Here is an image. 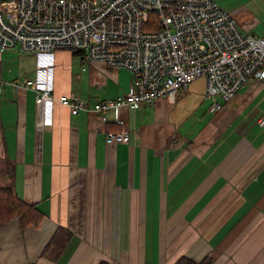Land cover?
<instances>
[{"label":"crops","instance_id":"1","mask_svg":"<svg viewBox=\"0 0 264 264\" xmlns=\"http://www.w3.org/2000/svg\"><path fill=\"white\" fill-rule=\"evenodd\" d=\"M216 1L244 32L264 37V0ZM14 49L0 46V184L45 215L25 229L17 216L0 223V264H155L146 247L155 233L158 264L182 256L264 264V81L248 82L228 101L216 98L217 110L206 90L195 94L189 84L174 100L113 107L104 121L56 101L42 126L35 93L23 86L36 56L28 70L14 72L1 58ZM133 77L83 52H56V96L118 99ZM119 117L128 138L109 143L107 134L122 129ZM59 226L73 237L53 260L42 251Z\"/></svg>","mask_w":264,"mask_h":264},{"label":"built area","instance_id":"2","mask_svg":"<svg viewBox=\"0 0 264 264\" xmlns=\"http://www.w3.org/2000/svg\"><path fill=\"white\" fill-rule=\"evenodd\" d=\"M0 46L36 56L34 73L23 86L35 93L42 126L51 122L56 101L73 113L92 109L104 121L113 107L174 100L198 78H206L205 97L214 99V110L223 105L216 98L228 101L248 82L264 81V37L244 32L216 0H0ZM60 48L130 70L134 80L127 93L94 104L77 94L56 96ZM5 83L0 73V94ZM117 122L122 129L107 134L109 143L128 138L124 120ZM259 123L264 125V118Z\"/></svg>","mask_w":264,"mask_h":264},{"label":"trees","instance_id":"3","mask_svg":"<svg viewBox=\"0 0 264 264\" xmlns=\"http://www.w3.org/2000/svg\"><path fill=\"white\" fill-rule=\"evenodd\" d=\"M221 6V5H220ZM222 7V6H221ZM223 8V7H222ZM229 11V10H227ZM232 12V11H229ZM77 52H83L77 49ZM45 213L37 203L26 202L14 188L0 184V223L8 222L17 216L23 229L34 224L39 225ZM72 232L64 226H59L42 251V256L58 260L68 248L72 240ZM212 258L206 256L202 261L195 262L182 256L175 264H211ZM98 264H111L102 260Z\"/></svg>","mask_w":264,"mask_h":264},{"label":"rangeland","instance_id":"4","mask_svg":"<svg viewBox=\"0 0 264 264\" xmlns=\"http://www.w3.org/2000/svg\"><path fill=\"white\" fill-rule=\"evenodd\" d=\"M60 49L69 52L71 57L75 55L77 52V49H70V48H60ZM32 56L33 54H27V53L25 54L23 52H20L18 49H14V50L3 52L1 58L5 60V63L7 62L8 67H16V69L14 70V72H16L19 69L28 70L34 62V59ZM188 90L191 92H194L195 94H202V92L206 90L205 78H199L191 82L188 87ZM152 228L157 229L158 225H153ZM155 235H157V237L155 238V241L149 242L148 244H146L147 245L146 247H150V249L148 248L149 252L147 254H151L154 251L155 264H158V233H155ZM151 244H152V247H151Z\"/></svg>","mask_w":264,"mask_h":264}]
</instances>
